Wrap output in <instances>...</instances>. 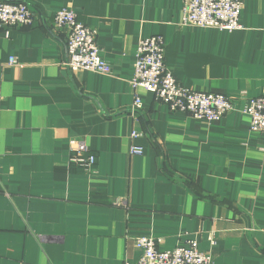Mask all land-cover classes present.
I'll return each instance as SVG.
<instances>
[{
	"label": "crops",
	"instance_id": "1",
	"mask_svg": "<svg viewBox=\"0 0 264 264\" xmlns=\"http://www.w3.org/2000/svg\"><path fill=\"white\" fill-rule=\"evenodd\" d=\"M25 1L34 25L0 30V264L136 262L143 236L165 250L195 240L215 264H264V137L249 117L198 121L143 89L130 116L136 49L152 36L183 86L241 108L264 96V0H243L235 32L182 27L184 0ZM62 9L97 30L111 75L64 66ZM78 142L93 174L71 162Z\"/></svg>",
	"mask_w": 264,
	"mask_h": 264
},
{
	"label": "built area",
	"instance_id": "2",
	"mask_svg": "<svg viewBox=\"0 0 264 264\" xmlns=\"http://www.w3.org/2000/svg\"><path fill=\"white\" fill-rule=\"evenodd\" d=\"M243 0H184L180 25L201 29H217L235 32L241 30ZM54 29L67 33L64 66L71 72L90 71L108 76L110 64L101 57L98 32L78 20L73 10L62 9L54 16ZM36 15L25 0H0V30L5 28L32 27ZM166 44L161 36L142 39L136 49L135 74L131 81L134 94L130 116L143 114L144 106L139 89L154 95L155 99L168 107L171 113H183L198 121L216 122L232 112H241L250 119V131L264 137V96L249 98L243 108L242 98H233L221 93L196 91L183 86L165 60ZM12 65L17 62L10 60ZM143 133L132 130L130 138L137 140ZM76 156L71 162L89 174L95 171L96 157L87 154L84 142H78ZM130 154L142 156L144 149L132 146ZM161 240L139 237L135 245L140 251L136 262L124 264H215L210 253L199 251L195 240H188L172 250L160 249Z\"/></svg>",
	"mask_w": 264,
	"mask_h": 264
}]
</instances>
